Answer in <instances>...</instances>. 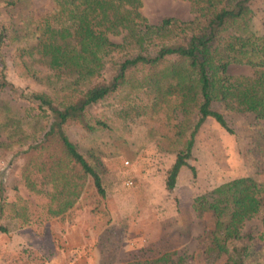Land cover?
<instances>
[{
  "label": "trees",
  "instance_id": "1",
  "mask_svg": "<svg viewBox=\"0 0 264 264\" xmlns=\"http://www.w3.org/2000/svg\"><path fill=\"white\" fill-rule=\"evenodd\" d=\"M193 17H165L151 24L142 0H52L54 8L13 47L12 62L23 77L37 79L30 60L40 61L60 79L52 91L33 90L27 105L14 107L0 96V146L28 144L21 178L28 202H7L0 216L22 225L62 215L76 204L91 183L102 196V180L70 140L64 126L85 120L90 130L106 129V119L86 116L90 106L113 94L114 116L125 121L140 116L181 120L162 149L175 153L166 185L174 187L188 163L203 122L213 118L228 132L224 114L213 107L246 111L264 119V35L252 27L250 0H187ZM110 35L120 36V42ZM0 33V46L3 44ZM246 65L250 75H230V65ZM0 71V92L7 81ZM262 187L251 176L225 181L194 197L200 215L210 212L213 228L204 239L208 263L245 264L246 245H237L241 226L260 210ZM264 220V218H263ZM0 225V231H6ZM173 253L128 264H167ZM178 262L182 258L178 257Z\"/></svg>",
  "mask_w": 264,
  "mask_h": 264
},
{
  "label": "rangeland",
  "instance_id": "2",
  "mask_svg": "<svg viewBox=\"0 0 264 264\" xmlns=\"http://www.w3.org/2000/svg\"><path fill=\"white\" fill-rule=\"evenodd\" d=\"M253 29L264 35V0H250ZM54 8L52 0H0V71L6 87L0 96L14 107L27 105L25 95L33 90L52 91L60 84L55 73L40 61H32L37 79L23 77L12 62L13 47L31 32L41 15ZM142 14L149 23L165 17L189 20L193 17L187 0H142ZM19 38V39H18ZM120 42V36L110 35ZM246 65H230L229 74L250 75ZM120 96L100 101L88 108V119H106V129L90 130L86 121L70 122L64 130L78 151L93 165L102 180L105 194L90 183L74 207L45 221L21 224L0 216V264H128L173 253L167 264H209L203 252L204 239L213 228L210 212L198 215L195 196L241 176L253 177L262 187L260 210L241 226L237 245H246L245 264H264V119L250 112L221 111L233 132L213 118H207L198 131L188 163L173 188L166 185L167 171L175 153L162 149L174 135L175 118L140 116L125 121L114 116ZM0 146V207L7 202H28L22 166L28 144ZM178 257L182 262H178ZM218 258L211 264H224Z\"/></svg>",
  "mask_w": 264,
  "mask_h": 264
}]
</instances>
